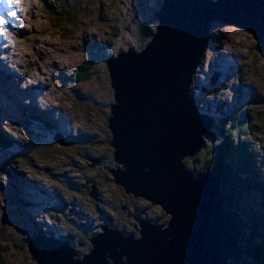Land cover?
Returning a JSON list of instances; mask_svg holds the SVG:
<instances>
[{"label": "rangeland", "instance_id": "rangeland-1", "mask_svg": "<svg viewBox=\"0 0 264 264\" xmlns=\"http://www.w3.org/2000/svg\"><path fill=\"white\" fill-rule=\"evenodd\" d=\"M160 3L0 0V66L6 69L0 68L1 264H37L27 249L33 230L48 237L68 235L69 245L77 250L75 258L88 253L89 238L102 231V225L137 237L139 220L167 226L170 214L159 204L135 198L113 182L110 169L121 165L113 159L107 126L113 89L106 59L128 47L139 49L149 40V30L157 23L152 13ZM61 6L72 11L69 21L56 22L51 14ZM56 23L60 27L55 28ZM211 31L188 94L214 122L203 134L201 150L184 158L185 167L204 174L200 170L212 167L227 136L232 145L237 139L245 142L240 146L246 159L254 168L258 164L264 179V58L253 37L239 27L213 21ZM15 57L17 64L12 62ZM87 60L92 64L88 79L74 81L73 69ZM227 188L216 187L222 224L217 230L219 264L225 251L241 247L238 229L247 214L240 208L229 212ZM255 193L260 195L252 191L247 198L253 211L264 208L262 196L257 198L262 203H255ZM171 239L164 238V244ZM237 256L235 264L254 261L242 253Z\"/></svg>", "mask_w": 264, "mask_h": 264}, {"label": "water", "instance_id": "water-1", "mask_svg": "<svg viewBox=\"0 0 264 264\" xmlns=\"http://www.w3.org/2000/svg\"><path fill=\"white\" fill-rule=\"evenodd\" d=\"M152 15L157 23L141 48L106 59L113 89L109 145L121 165L110 173L125 192L170 214L167 226L142 221L137 237L102 225L89 238L88 253L76 258L68 240L33 231L27 246L37 264H219L215 179L184 163L204 146L214 119L198 110L187 91L203 65L213 21L250 34L264 58V0H161ZM167 236L171 242L164 244Z\"/></svg>", "mask_w": 264, "mask_h": 264}, {"label": "trees", "instance_id": "trees-1", "mask_svg": "<svg viewBox=\"0 0 264 264\" xmlns=\"http://www.w3.org/2000/svg\"><path fill=\"white\" fill-rule=\"evenodd\" d=\"M70 12H72L70 9H67L63 6L51 10V14L54 16L56 22L57 18H65V21H69L71 19ZM54 26L55 28L60 27L58 26V24ZM111 28H113L114 30L118 29L116 26H112ZM80 64L73 69L72 72L74 73L71 74V78L76 82H83L88 79V75L92 65H90V61L88 60L83 61ZM225 138L226 141L224 140L223 142V148L220 146L221 151L219 152V148L216 150L215 155L217 153L220 154H218V156L216 155V159L211 165L212 167H210L209 169L205 168L206 170H200V173L210 170L221 188L222 186L224 187V185L228 187L227 189L229 191H227L229 193V197H227V200L230 203L229 207H225L229 209V212L231 208L234 209L235 212H237L240 208L242 209L243 213L247 212V214L244 217V220L240 222L242 226H240L238 229L239 237L237 238V240L240 243L241 247L239 249L233 248L234 251L232 252L225 251V253H223L221 257L220 264H226L227 260H231V264H235L236 261H239L237 259V254L240 253H242L243 256L245 255V258L253 259L254 261H252L251 264H264V208L257 207L256 210L253 211L249 208V204L247 202V198L252 193V191H257L260 194L258 195L257 193H255L257 194V196H254L255 203H258L257 198H259L260 196H262L264 202V179L260 177L261 175H259L258 170L254 168V162L251 159H246L248 154L247 152H244V148L240 146V144L245 145V142H240L239 139H237L236 144L232 145V143L227 141L228 137L226 136ZM4 142L6 141L1 139V144L9 145V143ZM19 144L21 146L23 145V143L21 142H19ZM253 168L255 169V172H251L253 171ZM240 192L241 195L238 194ZM260 203L262 202H259L258 204ZM251 211H253V213ZM241 218H237L236 220L239 221ZM232 226H230V228ZM243 229L245 231V234L242 232ZM39 232L41 234H44V232ZM60 235L58 236L59 239H69L68 235ZM241 262L244 263V261L242 260Z\"/></svg>", "mask_w": 264, "mask_h": 264}, {"label": "bare ground", "instance_id": "bare-ground-1", "mask_svg": "<svg viewBox=\"0 0 264 264\" xmlns=\"http://www.w3.org/2000/svg\"><path fill=\"white\" fill-rule=\"evenodd\" d=\"M255 42H256V41H255ZM1 43H2V41H1V39H0V52H1ZM258 51H259V50H258ZM259 52H260V51H259ZM203 56H204V55H203ZM202 58H203V57H202ZM15 59L17 60V57H15V58L12 59V62H13V63H16V62L18 61V60L16 61ZM16 64H17V63H16ZM1 66H2V65H1ZM1 66H0V68H2L1 70L5 69L3 66H2V67H1ZM5 70H6V69H5ZM6 72H7V71H6ZM17 72H20V71H18V69H17ZM72 73H73V72H72ZM190 86H191V85H190ZM188 91H189V90H188ZM188 91H187V92H188ZM188 93H189V92H188ZM204 140H205V139H204ZM201 148H202V147H201ZM200 150H201V149H200ZM200 150H199V151H200ZM211 158H212V157H211ZM185 166H186V165H185ZM204 174H206V172H204ZM206 175H207V174H206ZM208 175H209L210 177H212V176L214 177V175H213L212 173H210V172H209ZM211 175H212V176H211ZM213 177H212V179L214 180L215 177H214V178H213ZM214 186H215V188L219 186L218 181H217L216 179L214 180ZM130 194H131V193H130ZM220 195H221V194H220ZM136 197H138V196H135V198H136ZM149 202H150V201H149ZM224 212H225V211H224ZM167 214H168V213H167ZM144 220H145V219H144ZM144 220H139V222L141 223V222L144 221ZM152 222H153V221H152ZM108 227H109V226H108ZM139 230H140V228H139ZM139 230H138V231H139ZM48 233H49V232H48ZM49 234H51V233H49ZM63 235H65V234H61L60 236H63ZM221 235H222V234H221ZM52 236H53V235H52ZM65 236H67V235H65ZM53 239H54V238H53ZM221 243H222V242H221ZM27 249H28V248H27ZM109 253H110V252H109ZM75 258H76V257H75Z\"/></svg>", "mask_w": 264, "mask_h": 264}, {"label": "snow or ice", "instance_id": "snow-or-ice-1", "mask_svg": "<svg viewBox=\"0 0 264 264\" xmlns=\"http://www.w3.org/2000/svg\"><path fill=\"white\" fill-rule=\"evenodd\" d=\"M8 2L11 4H16V3H18V0H8ZM11 15H15V13L13 12V13H11ZM0 22H2V21H0Z\"/></svg>", "mask_w": 264, "mask_h": 264}, {"label": "clouds", "instance_id": "clouds-1", "mask_svg": "<svg viewBox=\"0 0 264 264\" xmlns=\"http://www.w3.org/2000/svg\"><path fill=\"white\" fill-rule=\"evenodd\" d=\"M51 236H52V235H51ZM57 238H58V237H57ZM58 239H59V238H58ZM60 240H63V239H60ZM68 243H70V242H69V239H68Z\"/></svg>", "mask_w": 264, "mask_h": 264}]
</instances>
